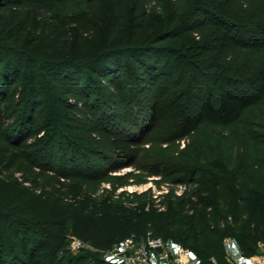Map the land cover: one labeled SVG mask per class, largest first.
Listing matches in <instances>:
<instances>
[{
	"label": "trees",
	"instance_id": "16d2710c",
	"mask_svg": "<svg viewBox=\"0 0 264 264\" xmlns=\"http://www.w3.org/2000/svg\"><path fill=\"white\" fill-rule=\"evenodd\" d=\"M60 2L0 0V165L16 168L39 192L35 200L58 201L64 216L32 211L29 190L11 193L0 171V264H123L103 251L149 231L189 247L199 264H232L230 238L244 257L264 254V0ZM43 40L46 54L37 48ZM141 94L160 113L137 107L142 119L127 127L118 111L132 116ZM167 107L182 117L166 114L159 128L168 121L180 142L190 132L197 138L185 148L164 138L155 145L162 154L148 155L158 157L149 175L172 184L155 199L118 193L133 173L100 194L81 181L96 180L92 172L56 169L59 146L67 163L68 146L107 163ZM69 233L90 247L64 261Z\"/></svg>",
	"mask_w": 264,
	"mask_h": 264
},
{
	"label": "rangeland",
	"instance_id": "374dc122",
	"mask_svg": "<svg viewBox=\"0 0 264 264\" xmlns=\"http://www.w3.org/2000/svg\"><path fill=\"white\" fill-rule=\"evenodd\" d=\"M62 3H63V0L62 2H60V4ZM166 3L168 4V8H170L169 7L170 0H167ZM104 5L107 7L108 5L107 2H104ZM108 11L109 9L106 8L105 12H108ZM47 45H48L47 41L43 40L38 44L37 48L40 49L41 53L46 54L47 53L46 49L48 48ZM167 57H168L167 54L163 55L162 58L164 62H167ZM102 95H106V94H102ZM140 97L141 99L139 103L136 104L135 101L132 102V106L134 107V110L131 113L132 116H130L129 112H125L124 110L118 111L119 114L117 115L116 119L119 120L121 123H124L127 127H133L132 123H133V120L135 119V116H137L139 119H142L140 117L139 110L137 107H140V109H142L143 107L146 106L144 110L147 113H149L150 118L151 117L154 118L157 113H160L159 109L155 110L153 104H151L153 100L151 96L145 97V94L144 95L141 94ZM178 112L179 111L176 112L175 107L174 108L167 107L166 110H164V113H161L160 117L156 119L155 125L151 126L150 130L143 132L142 135L137 140L125 139L128 141V144H127L128 149H129L128 151L117 150L113 154V156L108 160L107 163H101L100 161L99 163H94V162L89 163L88 162L89 160L87 158H83V157L80 158L78 157V155L73 153L72 147L70 146H68V150H69L68 162L69 163H67V160L64 158V155H63L62 146L61 147L59 146L57 149V158L55 161L56 166H57L56 169H60L64 172H72V171L79 170V169H82L84 172L85 171L92 172L94 175L99 176L96 178V180H87L86 178H83L81 181L87 182V184L85 185V189L89 186V184L90 185L93 184L91 186L92 188L91 191L92 192L98 191V193L100 194H103L104 191L106 193L112 190L114 186L125 181L124 177L127 173H133L132 178L128 180L127 185H125L124 187H121L118 190V193H122L124 191L128 193H132L135 191L138 193H144V192L150 191L152 198L155 199L157 195L161 194L162 192H166V189H168V187H171L172 184H169L168 182H166L164 178H161V176L159 177V176L149 175V171H148L149 169L155 170L158 168V165L156 164V162L158 161V157L154 158V157H149L148 155L155 153V151L153 152L154 148L158 152V154L159 153L160 155L162 154V152L155 145L159 144L161 140H163L164 138L169 137L170 141H173L174 143H177V144L180 143L181 148H185L188 143H194L197 138V137H192L194 132H190L186 134L185 138H182L180 142V140L175 139L176 137L172 136L174 132L179 130V128L175 127L174 125H172L173 126L172 127L168 121L166 122L164 121L163 129L159 128V123H161V119L163 120L166 114H169V116H172V115L176 116L175 114H177ZM179 114H181V116H176V117L181 118L183 112H179ZM208 131H209L208 139H210L211 141L217 140L218 133L216 129L210 128V130ZM147 139L151 140L153 143L152 142L147 143ZM166 145L167 144L161 145V147H165ZM41 154H42L41 157H43L45 155V150H43ZM139 164L140 166L142 165V167H144L145 170H138L137 165ZM5 167L6 166L2 167L0 165V171L1 172L3 171L2 172L3 179H5V181L10 185V187H13V189L11 190V193L17 195V191H28V190L30 191V192L28 191V193L25 196L26 199H30V200H26L27 207H30L32 211H36V210L50 211L52 216L57 220H62L64 218V216L62 215L63 206L58 201L49 199V198L46 199L45 197L37 198V200H35L33 197L34 195L39 194V192L34 191L33 190L34 187L33 186L31 187L30 184L28 183L22 184L21 173L16 172V168L5 170L6 169ZM51 175L53 176L56 175L57 177L56 173H51ZM182 189H183V186H180L178 188V192H181ZM82 196L83 197H80L81 201L86 199V197L91 196V192H87L86 194H83ZM72 200H74L73 196L70 197L69 201L68 200L66 201L68 203H71ZM14 206L17 208V197H16ZM21 232L22 234H20V237L17 238L20 246L23 245V242H24L23 234H25L22 230ZM4 233L8 239H11L10 237L11 233L8 232V230H5ZM15 233L17 232L15 231ZM11 235L14 236L13 234ZM73 237H77V236H75L72 233H69V237L65 242V246L60 251V255H63V256L65 255L63 258L64 261H67L70 255H77L81 253L83 250H86V251L89 250L90 246L88 245L76 248L75 245L73 244ZM8 245H9V250L12 254L15 255L18 253V249L12 243V240L11 241L9 240ZM227 248H228V254L230 253L232 255L231 258L233 260L234 259L237 260L239 264H250L249 263L250 261L248 259H243L242 257L243 255L240 252V248L235 239L229 240L227 244ZM29 250H31V246ZM262 252H263L262 249H260V251L254 254L253 256L261 255Z\"/></svg>",
	"mask_w": 264,
	"mask_h": 264
},
{
	"label": "built area",
	"instance_id": "2783aa9c",
	"mask_svg": "<svg viewBox=\"0 0 264 264\" xmlns=\"http://www.w3.org/2000/svg\"><path fill=\"white\" fill-rule=\"evenodd\" d=\"M73 244L76 248L90 246L78 237H73ZM231 256L229 254L228 260L232 264H239ZM103 257L123 264H199L189 247L175 245L153 231L145 236L136 233L128 235L111 249L103 251ZM247 259L250 264H264V254Z\"/></svg>",
	"mask_w": 264,
	"mask_h": 264
},
{
	"label": "crops",
	"instance_id": "0c3cea01",
	"mask_svg": "<svg viewBox=\"0 0 264 264\" xmlns=\"http://www.w3.org/2000/svg\"><path fill=\"white\" fill-rule=\"evenodd\" d=\"M230 239H232V238H230ZM230 239L227 240V244H228V242H229ZM227 249H228V248H227ZM240 252H241V251H240ZM229 254H230V253H229ZM242 257H243V259H247V257H246V258H245L244 256H242Z\"/></svg>",
	"mask_w": 264,
	"mask_h": 264
}]
</instances>
